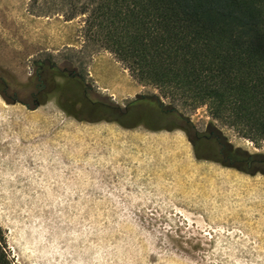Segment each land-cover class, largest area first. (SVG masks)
Returning <instances> with one entry per match:
<instances>
[{"label":"rangeland","instance_id":"obj_1","mask_svg":"<svg viewBox=\"0 0 264 264\" xmlns=\"http://www.w3.org/2000/svg\"><path fill=\"white\" fill-rule=\"evenodd\" d=\"M71 2L0 0V225L12 259L264 264V142L206 105H179L190 121L172 116L173 130L122 125L121 109L160 91L94 41ZM215 130L262 156L229 157Z\"/></svg>","mask_w":264,"mask_h":264},{"label":"trees","instance_id":"obj_2","mask_svg":"<svg viewBox=\"0 0 264 264\" xmlns=\"http://www.w3.org/2000/svg\"><path fill=\"white\" fill-rule=\"evenodd\" d=\"M71 5V17L87 15L94 41L139 82L160 91L117 107L125 114L122 125L173 130L178 125L172 116L190 121L179 105H206L215 119L264 142V0H72ZM146 99L149 109L142 108ZM158 114L169 125H159ZM211 137L229 157L262 156L235 147L219 131ZM0 264H16L1 225Z\"/></svg>","mask_w":264,"mask_h":264},{"label":"flooded vegetation","instance_id":"obj_3","mask_svg":"<svg viewBox=\"0 0 264 264\" xmlns=\"http://www.w3.org/2000/svg\"><path fill=\"white\" fill-rule=\"evenodd\" d=\"M49 71H50L51 75L54 74L53 69L50 68ZM36 73H37V76H38V77H41L40 69H38V70L36 71ZM47 80H48V79H47Z\"/></svg>","mask_w":264,"mask_h":264},{"label":"water","instance_id":"obj_4","mask_svg":"<svg viewBox=\"0 0 264 264\" xmlns=\"http://www.w3.org/2000/svg\"><path fill=\"white\" fill-rule=\"evenodd\" d=\"M39 105H40V103H37V106H39ZM26 106L29 107V104H26Z\"/></svg>","mask_w":264,"mask_h":264}]
</instances>
